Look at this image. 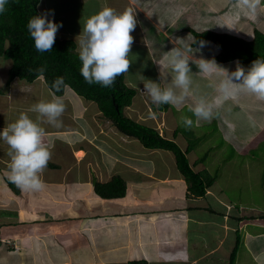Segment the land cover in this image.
Instances as JSON below:
<instances>
[{"label": "crops", "instance_id": "crops-1", "mask_svg": "<svg viewBox=\"0 0 264 264\" xmlns=\"http://www.w3.org/2000/svg\"><path fill=\"white\" fill-rule=\"evenodd\" d=\"M54 1L61 4L62 0H44V9L43 7L42 9L46 11ZM73 1L75 0L69 2L73 3ZM218 1L215 0L216 8L219 7ZM76 4L82 5L81 17L86 19L90 18V9L96 13L104 7H110L116 12L132 11L137 23L135 30L131 33L134 42L130 52L132 53L130 59H133L130 68L137 66L141 54L145 56L148 53L150 55L157 53L164 40L181 47L177 39H184L192 48L189 54L190 60L197 64L200 63L199 59L213 60L219 52L215 45L209 47L205 42L203 46L201 43L195 44L194 36L190 31L191 28L198 31L206 29L205 22L198 24L197 19L202 20L209 14V0H120L118 4L112 3V0H77L73 5L76 6ZM174 4L178 7L175 8ZM189 4L199 6V11L197 13L187 12L178 19L177 13L180 7ZM70 10L73 11L70 24L62 21L64 31L67 30L65 34L80 35L85 23L76 25V10L73 7ZM68 12L62 11L64 19L69 20ZM225 16L229 19H223V25L236 26V30L238 19L233 14ZM48 18L56 22L53 17ZM242 25L244 27L241 30L244 33L246 25ZM249 32L247 28L246 34ZM137 47H146L150 52L139 50ZM202 48L206 49L205 52ZM158 58L159 61H165V55ZM200 75L207 74L200 71ZM7 78V75L4 76L2 83H6ZM222 78L221 74L220 80ZM129 81L133 85L136 83V78L132 79L129 76ZM139 82L142 84L145 81L140 80ZM28 85H34V82L28 83L16 79L15 83L8 88V97L16 86ZM139 90L142 93L144 88L141 90L139 87ZM2 93L4 89L0 87V94ZM141 99L142 104L132 106L133 102L131 106H128L133 110L132 112L146 105L144 93ZM152 104L151 102L150 105ZM96 111L99 113L94 108L93 113L96 114ZM134 114L140 115L141 113L134 112ZM136 120L142 121L143 119ZM6 126L0 125V131ZM56 131L60 138V133H58L60 130ZM51 136L50 138L47 136V144L51 141ZM89 137V143L97 148L94 135ZM67 144L70 145L68 142ZM87 146L81 143L76 149L70 147L72 163L79 165L80 168L77 170L74 166L72 170H69L66 167V173H73L70 181L75 178L74 172L82 174L83 179L80 180H84L85 183L78 182V187L88 185L82 191L77 189L70 193L65 188L60 190V186H67L65 180H68L70 176H64L61 180L59 176L55 177L61 165L58 151L56 157L58 160H53V163L59 164V167L49 166L54 172H46L43 175L44 178L41 179L44 187L39 191H21V189L20 193L14 191L6 182L10 166L0 163V264H11L9 258L13 257L11 255L13 251H7V243L2 239L15 240L16 244L23 246L15 251L18 259L26 253L28 258L23 256L26 264H42L43 261L36 259L38 256L36 244L28 245L25 242L30 230L33 233H42L45 239H60L59 264H128L130 260L136 259H146L149 264H229L238 236L240 242L244 239V245H248L249 264H264L263 213H260L262 216L254 219L242 220L241 211L233 213V205L223 202L221 195L222 198L216 194L205 196L189 194L187 181L174 159L170 167L157 172L151 157L147 159L149 166L144 165L147 163L145 160L142 161L143 159L130 157L128 162H131V167L128 165L124 167L118 157L109 162L105 161V163L94 158L86 150ZM115 174H120L126 179L127 194L118 198L97 195L93 184L94 175L99 181H107ZM45 197L48 198V203L44 201ZM231 207H233L232 211H230ZM208 209L209 212H207ZM34 215L36 219L42 216L40 221L45 224L43 229H38L36 226L33 221ZM18 225H26L25 230L17 232ZM58 231L60 234H56ZM104 239L107 241L103 242ZM56 245L57 243L54 247ZM239 249L236 264H239L238 255L241 256L238 254ZM44 254L48 256L46 252ZM45 260L47 261L48 258ZM46 263L54 264L52 258Z\"/></svg>", "mask_w": 264, "mask_h": 264}, {"label": "rangeland", "instance_id": "rangeland-1", "mask_svg": "<svg viewBox=\"0 0 264 264\" xmlns=\"http://www.w3.org/2000/svg\"><path fill=\"white\" fill-rule=\"evenodd\" d=\"M218 2L219 7L216 8L215 0H209V14H207V16H205L202 20L197 19L198 24L205 22L204 26H206V29L214 28L218 29L219 31L226 30L225 32L228 33L234 32L233 34L236 33L241 36L245 35L246 38L251 37L254 31L253 28L255 26L264 30V0H262L257 11V15L254 18L244 15L243 13L237 15L236 0H219ZM112 3L118 4L120 3V0H112ZM53 6L55 8H59L60 3L54 2ZM173 6L175 8L178 7L175 4ZM73 8H75V6ZM80 8L81 7L77 5L76 25L84 24L87 20L86 18L81 17ZM198 9L199 6H195V4H189L188 6L182 5L177 13V18L179 19L183 17L187 12L197 13V11H199ZM93 14H96V12L90 9L89 15L92 16ZM230 14H233L236 19H238V27L236 30V26L226 27L223 25L222 20L229 19V17L225 15ZM223 15L224 17H222ZM49 17L53 16L50 15ZM74 22L75 21H73V23ZM66 23L70 24V21L67 20ZM242 24L246 25V30L244 33L241 30V28L244 27ZM215 25H218V27H215ZM247 28L250 30V32L246 34ZM65 31L64 26H62L58 29L56 35L61 37L69 36L77 41L80 38L78 37L79 35H66ZM174 47L177 46L169 44L166 40H164L162 46L159 47L161 49L157 52L159 55L157 53L152 55L148 53L145 56L141 54V56H139L137 66L135 68H129V72L127 73L128 79L129 76L132 77V79L133 77L136 78V83L133 85L138 89V92L133 100L134 104L132 106H137L143 103V100L141 99L142 93L145 95L144 101L146 105L140 107L138 111H134L141 113L140 115H135L134 112H132L133 110H131L129 107H126V113L136 119H143L142 122L151 126H155L157 129H159V132L162 135L172 138L174 137V130L177 127L182 128V134L184 135V130H186L183 122L184 117H188L189 119L193 120V125L191 128H193L195 131H199V129H196L199 128L197 126H204L207 122H209L207 124L209 125L212 123V119L217 117L218 136L216 133L212 136H207L209 142L204 140V142L197 147L199 150L203 147V145L206 147L213 146L212 155H217V157H214V163L211 161L206 163H211V168H219L216 186L214 188L208 189L206 194H216L220 198L223 196V202L226 204L231 203L233 205L234 209L233 207L230 208V211L233 209V213H237L238 210H240L242 215L251 213L259 216L260 213L264 214V100H261L260 106H254L251 103H253V100L257 101V97L253 94H249L250 96L248 99L243 100L244 92H241L235 98L229 99L235 102L234 106H229L230 109H224L222 104L220 107L213 109V118L210 121L197 120L194 114L190 111V108L194 106L196 99L203 97V92L205 90V85L203 82H207V80L205 78L202 79L200 70L197 67L198 64L190 60L189 66L192 71L190 73L192 78V95H190L185 103L179 108L171 105L167 110H156L150 105L152 102L150 96L146 95L147 93L144 92L145 89L144 91L142 90L144 88V82L141 84L139 81L144 80L146 82V80H152L156 83H160V86L163 88L168 87L174 78V73L171 67L168 65L166 59L165 61H159L158 57L164 55L166 57L168 52ZM77 49L79 50V45ZM137 49L150 52L147 51L146 47H137ZM163 49L165 50L162 52ZM217 49L220 51L219 46H217ZM205 50L206 49L202 48L203 52H205ZM209 51H211V49H209ZM131 55L132 53H130V56ZM155 56L158 57L155 58ZM7 62L8 60L6 59L0 60V87L4 89V93L0 94V125H8L15 122L21 113H26L31 119L36 120L39 114L30 112L29 109L35 105L34 103L50 100L52 93L49 91L47 86H45V81L38 79L39 81H36L32 86H16V88L11 90L12 92H10L8 97L9 89L6 88L7 83H2V79L4 80V76H6L8 72ZM236 67V62L233 61L222 68L227 69V71L231 73L236 70ZM193 75H195V78H193ZM142 76L144 79H142ZM215 77L220 79V74H215ZM42 81L44 82L42 83ZM14 83L15 81H12V85ZM25 87H27V89ZM139 87L142 90V93L139 90ZM218 95L219 93H217V95L209 101H214ZM63 98L65 102V111L59 118L62 121V125L60 127H55L44 121V118H41V126L45 128L46 133L44 137L45 143L48 141L47 136L50 138L52 134L51 141L48 144L46 143L51 152L50 159L58 160L56 158L58 156L57 151L60 152V171H57L55 177L58 178L59 176L61 180L64 176H70L68 180H65L67 186H60V190L65 188L71 193L77 189L82 191L88 186L87 184H84L78 187V182H80V184L85 183L83 182L84 180H80L83 179L82 174H77L74 172L75 178L73 181H70L72 179L73 173H66V167H68L69 170H72L74 166H76L77 170L80 168L79 165L72 163L73 160L70 156V147L76 149L80 147L81 143L84 146L85 144L88 145L86 150L94 158L100 159L103 161V163H105V161L109 162L114 160L115 157H118L121 163H123L124 167L127 165L128 167H131V162H128L130 161V157H138L140 160L143 159L142 161L145 160V163L148 162L147 159L152 158V162L156 166L157 172H161L164 170V168L170 167L173 159L176 161L174 158L175 155L171 151L151 150L146 148L138 139L124 136L117 130L112 121L102 116L95 102L88 101L86 98L76 93L71 87H67L66 95L63 96ZM94 108L95 110L99 111L101 116L97 111L96 114L93 113ZM239 109H245L243 115ZM217 110H219V114H217ZM237 110L238 113L236 114L235 111ZM232 118H234V120ZM236 121L238 123H236ZM56 130H60V132H58L60 133V138L57 136L58 134ZM92 134L94 135V138H96L95 142L94 140L93 142L97 144V148H94V146L89 143V136ZM180 136L177 138V141H180V143L186 147L187 142L183 143ZM67 142L71 146L68 145ZM212 142L214 143L212 144ZM4 143L5 142L3 140H0V163L10 166V148L9 146H5ZM190 157L191 159L192 157L194 159L197 158L195 153H192ZM224 157L226 159L223 161L222 159ZM144 165L149 166L148 163ZM46 172L50 173L54 172V170L50 169L47 165L41 174V178H44L43 175ZM79 176L80 178H78ZM95 177L96 176L94 175V179ZM44 201H47L48 203V198L45 197ZM207 212H209V209ZM31 214L33 213L31 212ZM41 218L42 216H38L36 219V215H34L33 221H35L38 229H43L45 226V224L40 221ZM24 227H26V225H18L17 232L25 230ZM29 233L30 234L26 236L27 238L25 239V242L28 245L36 244V253L38 254L36 259L38 261H43L41 262L42 264H49L46 262H50L52 258V262H54V264H59L60 239H45L43 238L42 233H33L31 230ZM56 234H60V231L56 232ZM2 240L7 243V251H13L11 253L13 257L9 258L11 264H26V260L24 259V257L28 258L26 253L25 255L22 254L24 257L21 256L20 259H18V254L15 255V251L23 248V246L20 247V245H17L16 248H13L12 243L8 239ZM105 241L107 240L104 239L103 242ZM55 243H57L56 247H54ZM247 246V244L244 245V239H241L238 253L241 255H238L239 264H249L248 259L250 258V255L247 250ZM45 252L48 254V256H45ZM44 258H48V260L46 261Z\"/></svg>", "mask_w": 264, "mask_h": 264}, {"label": "trees", "instance_id": "trees-1", "mask_svg": "<svg viewBox=\"0 0 264 264\" xmlns=\"http://www.w3.org/2000/svg\"><path fill=\"white\" fill-rule=\"evenodd\" d=\"M69 1L71 0H62L59 8H55L52 4L47 9L52 10L54 13L52 16L56 23L67 21L62 16V11L65 10L71 12L67 13L69 21L71 20L73 11L70 8L75 6L73 4L77 0L73 1V3ZM43 2L44 0H9L6 5V11L0 14V60H8L7 88L12 85V81L15 79L28 83L38 82L40 74L37 70L41 67L45 68L43 78L46 83L45 86L51 93L55 91L51 87L53 82L58 77H63L64 86L56 95L65 96L69 86L88 101H94L102 116L112 121L117 130L123 135L138 139L146 148L173 152L178 169L188 183L189 194L205 196L208 189L216 186L219 175V168H211V163H206L209 161L213 162L214 157H217V155H212L213 146L206 147L203 145L199 150L197 147L204 140L209 142L207 136H212L215 133L218 136V118L214 117L209 125H207L209 123L207 122L204 126H197L199 128L196 129H199V131H195L193 128H186L184 135L182 134V128L177 127L174 130L173 138L162 135L155 126L132 118L126 113V107L132 105L138 89L130 83L127 73L118 76L113 86L108 88L96 83H87L80 71L82 61L79 59L78 42L69 36L61 37L56 35L55 43L50 52L41 53L35 49L27 24L33 16L44 12V10H40V4H42V7L44 6ZM77 5L75 10H77ZM78 6L81 7L80 10H83L81 4ZM190 31L194 36L195 44H200L203 41L209 47H212V45L220 47V51L214 57L220 67L237 61L247 71L254 60L258 58L264 60V30L257 26L254 27V37L251 40L214 28H207L201 31L191 28ZM203 78L207 80V82H203L205 85L203 97L209 101L214 97V93L217 92L216 87L220 79L216 78L215 74L204 75L202 76ZM243 94V100L248 99L250 96L248 93ZM234 104L233 100H227L223 103V108L230 109L229 106H234ZM152 106L156 110H167L171 104L159 106L152 104ZM244 110L239 109L242 115ZM216 112L219 114V110ZM235 112L237 114L238 110ZM232 119L234 120V118ZM236 123L238 122L236 121ZM179 136L182 138L183 143L187 142L186 147L180 141H177ZM4 145L8 146L6 143ZM192 153H195L196 159L193 157L191 159L190 155ZM225 159L224 157L222 160L224 161ZM48 166L59 167V164L53 163V160L50 159ZM6 182L14 191L20 193V189L8 177H6ZM93 182L96 194L102 197H123L128 191L127 181L120 174L113 175L107 181L94 179ZM260 216L262 214H259V216L251 213L241 214V219L251 220ZM239 245L240 239L238 236L229 264H236ZM128 264H149V262L146 259H136L130 260Z\"/></svg>", "mask_w": 264, "mask_h": 264}, {"label": "clouds", "instance_id": "clouds-1", "mask_svg": "<svg viewBox=\"0 0 264 264\" xmlns=\"http://www.w3.org/2000/svg\"><path fill=\"white\" fill-rule=\"evenodd\" d=\"M8 2L9 0H0V14L6 11ZM261 2L262 0H236L237 15L243 13L254 18ZM40 10H43L42 4ZM50 15H54L52 10H46L33 16L27 24L35 49L41 53L52 51L58 29L63 26L62 22L56 23L48 19ZM136 23L135 15L131 10L116 12L110 7H104L86 20L83 32L76 42L79 45V59L82 61L81 75L87 83H96L108 88L113 86L118 76L129 72L133 62V59H130L134 42L131 33L135 30ZM253 37L254 31L251 37L246 39L251 40ZM177 42L181 47H174L165 57L174 73L171 84L161 88L160 83L152 80L143 83L144 92L157 106L171 104L179 108L192 95L190 75L192 71L189 66V54L192 48L184 39H177ZM200 43L203 46L204 42ZM199 61L197 67L202 73L222 74L223 78L216 87L217 92L214 93V97L217 93L219 95L214 101L210 102L204 97H199L190 108L197 120L210 121L213 118L214 108L220 107L225 101L235 98L241 92L255 95L258 100H253L251 104L261 105V100H264V60L259 58L254 60L247 71L235 61L237 67L231 73L218 66L215 60L199 59ZM37 71L40 74L38 78L43 79L45 68L41 67ZM62 86L64 79L58 77L51 85L55 90L51 94V99L38 102L29 109L30 112L39 114L36 120L31 119L26 113H21L15 122L0 131V140L10 148L11 164L8 179L21 191H39L44 187L41 174L48 165L51 152L44 142L46 133L45 128L41 126V118L55 127L62 125L59 118L65 111V102L62 95H56L61 91ZM183 122L186 128H191L193 125V120L188 117H184ZM14 241L10 240L13 248H16L18 244Z\"/></svg>", "mask_w": 264, "mask_h": 264}, {"label": "bare ground", "instance_id": "bare-ground-1", "mask_svg": "<svg viewBox=\"0 0 264 264\" xmlns=\"http://www.w3.org/2000/svg\"><path fill=\"white\" fill-rule=\"evenodd\" d=\"M42 80H44V79H42ZM43 83V82H42ZM264 102V101H263ZM264 105V104H263Z\"/></svg>", "mask_w": 264, "mask_h": 264}]
</instances>
